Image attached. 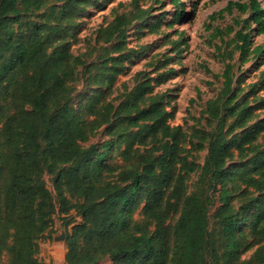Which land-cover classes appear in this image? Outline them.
Returning a JSON list of instances; mask_svg holds the SVG:
<instances>
[{"label":"trees","instance_id":"trees-1","mask_svg":"<svg viewBox=\"0 0 264 264\" xmlns=\"http://www.w3.org/2000/svg\"><path fill=\"white\" fill-rule=\"evenodd\" d=\"M50 1H63L58 6L60 15L71 20L93 0H0V174L4 169L3 148L9 158L0 184V249L7 243L12 229L13 259L10 264H47L30 257V237L26 243V257H20L25 249L20 245L22 230L27 227L30 235L34 226L33 201L36 194H31L33 169H29V165L36 155L38 137L42 136L54 150L67 157L76 148L77 140L87 136L83 124L71 114L67 102L70 88L66 78L82 62L70 51L67 39L70 25H64L61 20L36 19L37 12ZM55 7H51L52 12ZM232 7L241 12L249 9L248 21L256 24L252 31L264 33V7L260 0H229L223 10ZM147 13L146 9L135 8L130 17L117 14L98 28L96 37L103 42L124 38L131 20ZM179 15L183 13L176 9L173 17L176 19ZM220 33V29L215 31L217 35ZM232 40L240 49V61H245V53L251 46L249 33L239 28ZM252 49L256 55L259 52L264 54V48L259 44ZM225 53L228 61L222 71V96L207 103L210 115L217 120L216 127L212 131L193 129L198 140L192 146L201 148L207 141L200 173L212 190L218 191L221 204L216 206L215 215L230 248L237 246L235 231L239 219L229 204L230 195L226 188L229 168L225 165L234 153L245 158L249 151L254 150L241 161L239 177L257 193L244 208L252 209L250 231L260 238V242L243 263L264 264V146L256 148V139L264 130V118L254 120L255 107L246 97L236 98L239 88H231V53ZM113 67L115 64L109 67L111 78L117 72ZM261 77L257 91L264 89V70ZM149 85V81H142L128 95L123 104L126 114L121 118L126 124L138 127L137 133L144 141L149 137L147 164L141 169L133 166L119 170L117 179L122 185L114 181H105L98 186L87 185V199L74 206L85 217L99 205V223L88 230L83 248L77 245V238L85 223L72 228L67 244V264L93 263L98 259V253H107L124 264H207L204 255L206 214L199 194H186L177 220L173 224H165L171 212V199L182 196L183 172L192 170L194 164L188 161L189 150L183 145L185 141L190 143L185 129L180 124L171 125L167 121L163 100L150 92ZM9 88L11 90L5 91ZM8 97L14 99V104ZM255 98L264 100L260 95ZM227 119L230 120L227 122ZM154 151L160 152L157 174L153 172L151 153ZM91 152L87 150L82 157L87 158ZM88 183L85 176H81L76 191ZM140 191L144 192V214L154 224L152 231L147 225L140 230L128 228ZM91 195L99 197L101 203L91 200ZM38 196L39 210L48 212L51 204L47 197L43 194ZM63 202L67 204V200ZM227 257L232 259L233 253Z\"/></svg>","mask_w":264,"mask_h":264},{"label":"rangeland","instance_id":"rangeland-1","mask_svg":"<svg viewBox=\"0 0 264 264\" xmlns=\"http://www.w3.org/2000/svg\"><path fill=\"white\" fill-rule=\"evenodd\" d=\"M228 1L93 0L80 13L74 14L71 20L60 15L58 6L63 1H50L37 12V20H61L64 25H70V34L67 36L70 51L78 55L82 62L66 78L70 88L67 102L71 114L76 115L83 124L87 136L77 140L76 148L67 157H63L59 150H54L42 136L38 137L36 155L29 165V169H33L31 194H36L33 201L34 226L30 235L26 231L27 227L22 230L20 245L25 249L20 255L21 259L26 257V243L30 237V257L47 264H67V244L72 228L85 223L83 232L77 238V245L83 248L88 230L99 223V205L85 217L74 206L87 199V185L98 186L105 181L122 185L117 179L119 170L133 166L141 169L147 164L150 155L147 150L150 146L149 137L144 141L137 133L138 127L126 124L121 118L126 114L123 104L128 95L140 82L149 81L150 92L163 100L167 121L171 125L180 124L185 129L190 143L185 141L183 145L189 150L188 161L194 164L192 170L183 172L182 196L180 199H171V212L165 224H173L177 220L182 198L186 194H199L204 201L206 214L207 242L204 255L207 264H245L243 261L257 247L260 238L250 231L252 209L244 208L257 193L240 179L239 172L241 161L247 159L254 150L249 151L245 158L234 153L225 165L229 168L226 181L229 204L239 219L235 231L237 246L230 248L215 215L216 206L221 204L220 196L200 173L207 152V141L201 148L192 146L198 140L193 129L212 131L216 127L217 120L210 115L207 103L222 96V71L228 61L227 51L231 53L230 61L233 64L231 88H239L236 98L246 97L249 104L255 107L254 120L264 118V100L255 98L257 95L264 96V89L257 91L262 79L261 71L264 70V54L259 52L256 55L252 49L257 44L264 48V33L252 31L256 24L248 21L249 9L243 12L235 7L223 10ZM260 1L264 7V1ZM53 5L56 6L54 12L51 8ZM135 8L146 9L148 13L131 20L124 38L103 42L96 37L100 26L117 14L123 13L130 17ZM176 9L183 15L175 19ZM239 28L249 33L251 42L245 53L247 59L243 62L240 61V49L232 40ZM217 29L221 30L219 35L215 34ZM112 64H115L112 69H117L113 78L109 69ZM9 90L11 88L5 91ZM8 100L14 104L13 98L8 97ZM256 143V148H263L264 130ZM87 150L92 152L83 158ZM159 154V151L151 153L154 174L158 173ZM2 162L4 169L0 174V184L9 164L5 148L2 149ZM83 175L89 183L76 191L77 181ZM39 194L45 195L51 204L48 212L39 210ZM139 196L131 212L128 228L140 230L147 225L152 231L154 224L143 211L144 192L140 191ZM89 198L101 203L97 196L91 195ZM64 200H67V204ZM65 207L68 209L64 210ZM12 232L11 229L7 243L0 249V264H10L13 259ZM230 252L233 253L232 259L227 257ZM98 255L95 262L84 264H124L107 253Z\"/></svg>","mask_w":264,"mask_h":264}]
</instances>
